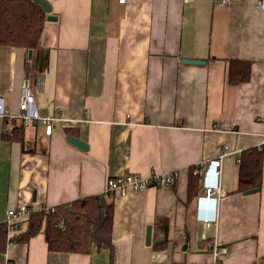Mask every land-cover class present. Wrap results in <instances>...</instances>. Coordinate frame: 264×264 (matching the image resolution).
I'll list each match as a JSON object with an SVG mask.
<instances>
[{"label":"crops","instance_id":"0c3cea01","mask_svg":"<svg viewBox=\"0 0 264 264\" xmlns=\"http://www.w3.org/2000/svg\"><path fill=\"white\" fill-rule=\"evenodd\" d=\"M45 1L56 19H45L37 48L0 45V97L15 114L27 81L37 88L40 114L64 120L50 136L40 123L24 127L20 144L9 139L18 122L0 118V214L103 194L110 177L175 171L173 186L113 194L116 264L206 263L203 242L213 238L228 248L221 264H264L260 0ZM230 60L250 62L248 82L228 84ZM223 146L230 153L220 166L221 195L208 204L213 219L204 222L196 218L202 181L185 203L187 171L215 160ZM251 148L262 149L261 187L235 192L239 155ZM109 254L95 247L88 254L49 252L38 234L6 245L0 264H109Z\"/></svg>","mask_w":264,"mask_h":264},{"label":"trees","instance_id":"16d2710c","mask_svg":"<svg viewBox=\"0 0 264 264\" xmlns=\"http://www.w3.org/2000/svg\"><path fill=\"white\" fill-rule=\"evenodd\" d=\"M45 18L46 13L33 0H0V45L28 50L37 48ZM249 78V61H229V85L246 83ZM24 130L21 123H15L9 139L22 144ZM262 154V149L258 148L240 153L235 192L244 193L261 187ZM195 169L196 166H192L187 171L186 204L200 189L201 178L193 174ZM113 204V200L103 193L58 205L47 212L35 211L27 219L26 225L14 234L13 243L27 242L42 234L49 252L88 254L93 247L97 250L107 249L110 253L109 264H116V254L111 244ZM6 239L7 230L0 225V252L7 245ZM164 243L165 240L153 245L162 246Z\"/></svg>","mask_w":264,"mask_h":264},{"label":"built area","instance_id":"2783aa9c","mask_svg":"<svg viewBox=\"0 0 264 264\" xmlns=\"http://www.w3.org/2000/svg\"><path fill=\"white\" fill-rule=\"evenodd\" d=\"M191 2L193 0H184ZM221 5H227L229 0H214ZM240 1V0H235ZM119 4H124L125 0H118ZM256 7L264 10V0L257 2ZM37 88H32L27 81H24L20 86V94L17 104V112L15 114L9 113L7 110L6 102L0 97V118L15 120L28 127L34 123H40L44 128L46 136H50L57 131V121L64 120L61 118H54L53 116L41 115L36 103ZM264 120V118H263ZM264 144V131L262 132V143ZM230 153L228 146H223L217 158L212 161H202L197 164L193 174L198 175L202 181L203 194L196 198V201H203L205 204V214L201 215L202 221H211L212 216L206 213L209 211L211 200L219 199L221 193L219 190V176L220 166L222 160ZM177 172L166 171L161 173H151L149 176L141 177L137 175H125L120 177H110L106 180L104 193L113 200V194L118 193L119 197L124 198L127 190L132 192L142 191L150 187L167 188L175 184ZM52 210V208H34L30 204H20L16 207L6 209L3 214H0V225H4L7 230V245L13 244L14 234L20 231L27 222V219L35 211ZM206 247L210 249L211 259L209 262L201 264H221L222 259L228 255V248L226 245L221 244L216 238L211 241L203 242Z\"/></svg>","mask_w":264,"mask_h":264},{"label":"water","instance_id":"95a60500","mask_svg":"<svg viewBox=\"0 0 264 264\" xmlns=\"http://www.w3.org/2000/svg\"><path fill=\"white\" fill-rule=\"evenodd\" d=\"M34 2H36L41 9L47 14L46 15V20L47 21H55V16L50 15V11L51 8L49 6V4L45 1V0H33ZM182 64H189V65H204V61L201 60H193V59H182L181 60ZM66 140L73 146H75L76 148L82 150V151H86L87 150V146L82 143L80 140L72 137V136H67ZM258 189H252L247 191L246 193H252L257 191ZM150 232H151V228L150 226L146 227V233H145V244L149 245L150 244Z\"/></svg>","mask_w":264,"mask_h":264},{"label":"clouds","instance_id":"9594fccd","mask_svg":"<svg viewBox=\"0 0 264 264\" xmlns=\"http://www.w3.org/2000/svg\"><path fill=\"white\" fill-rule=\"evenodd\" d=\"M205 204L203 201H197V206H196V218L200 219L201 215L204 214L205 212Z\"/></svg>","mask_w":264,"mask_h":264}]
</instances>
